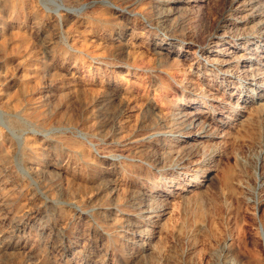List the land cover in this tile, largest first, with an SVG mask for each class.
Returning <instances> with one entry per match:
<instances>
[{
    "label": "rangeland",
    "instance_id": "obj_1",
    "mask_svg": "<svg viewBox=\"0 0 264 264\" xmlns=\"http://www.w3.org/2000/svg\"><path fill=\"white\" fill-rule=\"evenodd\" d=\"M0 39V264H264V0H0Z\"/></svg>",
    "mask_w": 264,
    "mask_h": 264
},
{
    "label": "bare ground",
    "instance_id": "obj_2",
    "mask_svg": "<svg viewBox=\"0 0 264 264\" xmlns=\"http://www.w3.org/2000/svg\"><path fill=\"white\" fill-rule=\"evenodd\" d=\"M10 1V0H9ZM20 1V0H19ZM28 1H30V0H28ZM25 2V1H24ZM23 2V3H24ZM53 3L52 4H57V2L56 1H52ZM14 4H15V2H13ZM12 3V4H13ZM198 3V2H197ZM17 4H18V2H17ZM104 4H106V5H108V7H110V8H112V9H114V10H116V11H119V12H121L122 10L120 9V7H116L114 4H112L110 1H105L104 2ZM187 4V3H186ZM10 5H11V3H10ZM16 5V4H15ZM190 5V4H189ZM13 6V5H12ZM18 6V5H17ZM56 6V5H55ZM59 6H61V5H58V7H57V9H59ZM165 6V5H164ZM167 6V5H166ZM201 6V5H200ZM63 8V7H62ZM61 7H60V9H62ZM177 8V7H176ZM194 8V7H193ZM82 9H83V7H82ZM167 10V9H166ZM74 11V10H73ZM174 11V10H173ZM180 11V10H179ZM182 11V10H181ZM185 11V10H184ZM170 13V12H169ZM177 14V13H176ZM175 14V15H176ZM179 16V15H178ZM107 23V22H106ZM107 25V24H106ZM213 27H214V25H213ZM131 28V27H130ZM123 30V29H122ZM131 33V32H130ZM129 34V33H128ZM132 35V34H131ZM5 37V36H4ZM1 40V39H0ZM8 42V41H7ZM120 43V42H119ZM169 44V43H168ZM2 45V44H1ZM123 45V44H122ZM76 47H78V46H76ZM21 50H23V49H21ZM171 52V51H170ZM27 53V52H26ZM169 55V54H168ZM20 56V55H19ZM27 57V56H26ZM22 59H24V58H22ZM21 59V60H22ZM168 59V58H167ZM180 64V63H179ZM178 64V65H179ZM19 80V79H18ZM21 81V80H20ZM25 81V80H24ZM31 81V80H30ZM27 82V81H26ZM21 83V82H20ZM29 83V82H28ZM20 86H21V84H20ZM23 87V86H22ZM30 89V88H29ZM26 91V90H25ZM26 94V93H25ZM11 99V98H10ZM15 99V98H14ZM16 100V99H15ZM10 101V100H9ZM8 101V102H9ZM193 115V114H192ZM191 117V116H190ZM185 118V117H184ZM187 118V117H186ZM186 120H188V119H186ZM179 122V121H178ZM191 122V121H190ZM189 122V123H190ZM195 124V123H194ZM187 127V126H186ZM1 132V131H0ZM207 138V137H206ZM30 139V138H29ZM209 140V139H208ZM34 141V140H33ZM206 141V140H205ZM33 143V142H32ZM35 143V142H34ZM28 144V143H27ZM30 145H31V143H29ZM81 148V147H80ZM26 149V148H25ZM37 149V148H36ZM38 150V149H37ZM27 151V150H26ZM86 151V150H85ZM33 152V151H32ZM36 153V152H35ZM56 167V166H55ZM30 201V200H29ZM32 202V201H31ZM32 204V203H31ZM28 207V206H27ZM29 208H30V206H29ZM32 209V208H31ZM31 211V210H30ZM33 211V210H32ZM27 212V211H26ZM26 212H24L25 214H26ZM29 212V211H28ZM30 213H32V212H30ZM29 213V214H30ZM28 215V214H27ZM4 225V224H3ZM27 225V224H26ZM25 229V228H24ZM24 246V245H23ZM62 249V248H61ZM66 252V251H65ZM64 252V253H65ZM241 255V254H240ZM240 263V262H239ZM244 263V262H243Z\"/></svg>",
    "mask_w": 264,
    "mask_h": 264
}]
</instances>
